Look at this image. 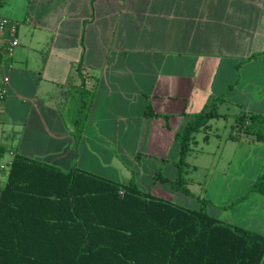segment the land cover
I'll return each mask as SVG.
<instances>
[{"label": "crops", "instance_id": "0c3cea01", "mask_svg": "<svg viewBox=\"0 0 264 264\" xmlns=\"http://www.w3.org/2000/svg\"><path fill=\"white\" fill-rule=\"evenodd\" d=\"M0 15L20 41L9 60L0 50L3 159L134 182L176 204L181 193L191 209L201 198L212 217L264 235V193L252 190L264 139L236 122L264 118V0H0ZM221 95L184 166L188 195L174 186L176 137Z\"/></svg>", "mask_w": 264, "mask_h": 264}, {"label": "trees", "instance_id": "16d2710c", "mask_svg": "<svg viewBox=\"0 0 264 264\" xmlns=\"http://www.w3.org/2000/svg\"><path fill=\"white\" fill-rule=\"evenodd\" d=\"M212 99L177 135L176 189L193 195L184 166L195 135L221 115ZM146 116H155L151 108ZM238 131L264 139V118L238 115ZM241 134V133H240ZM239 135H237L238 137ZM234 137V138H237ZM5 156L0 150V160ZM252 190L264 193V176ZM245 198V197H244ZM244 198L225 207L234 208ZM80 169L15 154L0 196V264H261L264 235Z\"/></svg>", "mask_w": 264, "mask_h": 264}, {"label": "built area", "instance_id": "2783aa9c", "mask_svg": "<svg viewBox=\"0 0 264 264\" xmlns=\"http://www.w3.org/2000/svg\"><path fill=\"white\" fill-rule=\"evenodd\" d=\"M19 45L18 23L0 15V50L4 55V59H11ZM9 86L10 78L0 77V99H4L7 96ZM239 134L245 136L244 130L239 131ZM14 157L15 153L11 152L8 160H0V178L7 177ZM2 186L3 182L0 179V188H2Z\"/></svg>", "mask_w": 264, "mask_h": 264}, {"label": "rangeland", "instance_id": "374dc122", "mask_svg": "<svg viewBox=\"0 0 264 264\" xmlns=\"http://www.w3.org/2000/svg\"><path fill=\"white\" fill-rule=\"evenodd\" d=\"M175 198H176L177 204L195 208V206L193 205L194 203L193 200H190V198L185 197L183 194L181 193L175 194Z\"/></svg>", "mask_w": 264, "mask_h": 264}]
</instances>
